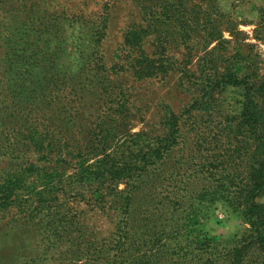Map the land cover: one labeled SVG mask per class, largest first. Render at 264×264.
Listing matches in <instances>:
<instances>
[{
    "label": "rangeland",
    "instance_id": "obj_1",
    "mask_svg": "<svg viewBox=\"0 0 264 264\" xmlns=\"http://www.w3.org/2000/svg\"><path fill=\"white\" fill-rule=\"evenodd\" d=\"M246 85H264V0H0V177L22 188L0 212V264H264V229L221 187L248 181ZM204 94L207 112L181 116ZM170 112L178 145L149 172L188 197L217 192L176 230L144 193L124 201L126 180L80 169L105 176L161 139Z\"/></svg>",
    "mask_w": 264,
    "mask_h": 264
},
{
    "label": "trees",
    "instance_id": "obj_2",
    "mask_svg": "<svg viewBox=\"0 0 264 264\" xmlns=\"http://www.w3.org/2000/svg\"><path fill=\"white\" fill-rule=\"evenodd\" d=\"M219 83L220 82H216L215 84L206 83L204 93L210 89L209 85L212 87H219ZM241 83L247 84L246 81L243 82L236 78L229 79L228 76L223 80V85L240 86L242 85ZM201 90L203 92V89ZM211 91H213V88H211ZM244 92L245 97H243L245 103L243 109L239 111L234 121L236 120V124L242 132L247 133L249 137L253 135L252 143L255 144V147L251 148V146L248 145L247 147L250 146V148L246 151L250 158L249 173L247 176L248 181L242 186L243 189L231 190L230 187H221L226 190L229 195H232L231 198L235 197L234 194L241 196L243 202L241 206H235V208L244 207V216L251 227L250 231L255 235H259L264 229V209L253 200L256 198L255 194L257 192L260 193L263 191L264 193V122L261 118V116H264V112L258 109L251 99L255 94L264 95V85H260L255 89L254 87L246 85ZM205 95L206 94H204L201 99L191 102L189 106L181 112V116L187 115L189 118H194L195 115L193 116V114L196 112H207L208 108L204 100ZM202 104H204V106H202ZM169 115L170 117L166 120L167 131L161 139L153 140L152 142L138 141L136 143V152L133 155L128 154L125 161L117 165L114 169H111L112 171L106 172L105 176L96 171L90 172L87 167L84 169V167L81 166L80 169H82L81 176L85 181L98 182L104 180L106 182L109 180L112 184L114 183V188H116L121 181L126 180L125 185L126 188L128 187L129 189H127L128 191H123L127 192L123 200L131 203V200L135 198L138 192L144 193L142 198L147 199L148 203H153V205L150 206L153 214L161 216L162 212H164V214H168L170 217H177L175 221L181 224L175 223L173 224L174 226L171 227V230H176L182 226L187 228V226L190 227L195 225L193 217L196 214V207L202 205L201 203L204 201H213L217 192L208 189L204 191V193L198 192L188 197L187 192L182 189L175 190L173 188L171 190L167 185H163L166 182L163 174L161 175L158 173L155 175V172H153V174L149 172L148 168L150 166H154L155 162L161 160V157H163L166 152L178 145L176 141L177 135L179 134L178 118L171 114V112ZM249 137L248 139H250ZM140 147L146 148L139 149ZM187 151L191 152V156L193 155L192 149H188ZM205 159L210 161L209 157L203 158V163ZM218 163L222 164L224 161L221 160ZM20 180L19 176L11 177L8 180H1L0 177V212L6 211L10 205L18 203L22 196ZM81 181L82 180H78V182ZM139 181L140 185H138ZM17 182H20V184ZM95 191L98 192L97 189H95ZM131 193H134V195H130ZM194 195H196V197ZM194 198L197 202H193ZM159 205H162L161 208L164 210L159 212L157 208ZM236 257H238V254H236ZM204 263L211 264L208 260Z\"/></svg>",
    "mask_w": 264,
    "mask_h": 264
}]
</instances>
